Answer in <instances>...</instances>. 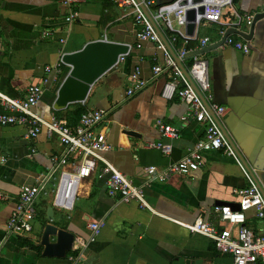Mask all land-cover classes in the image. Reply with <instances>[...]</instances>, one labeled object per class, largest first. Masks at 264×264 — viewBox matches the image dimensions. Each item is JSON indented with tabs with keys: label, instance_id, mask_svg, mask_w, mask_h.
I'll return each instance as SVG.
<instances>
[{
	"label": "crops",
	"instance_id": "1",
	"mask_svg": "<svg viewBox=\"0 0 264 264\" xmlns=\"http://www.w3.org/2000/svg\"><path fill=\"white\" fill-rule=\"evenodd\" d=\"M155 1L163 5L174 0ZM78 10L79 17L67 23L68 9L61 0H0V90L21 98L29 85L41 84L48 77L36 110L45 119L59 112L58 117L69 125L78 123L82 107L104 109L106 115L96 129L107 130L111 148L102 152V157L137 185H143L146 167L162 169L181 159L205 136L207 125L193 119L178 137L163 136L157 120L178 127L187 112V105L178 96L171 100L162 96L168 74L164 71L155 75L153 66L163 64V50L151 40L136 46V32L141 25L131 8L112 0H82ZM263 11L264 0H236L224 9L220 24L202 22L197 35L209 36L208 45L218 43L224 36L220 27L227 31L240 17L254 18ZM236 26L246 32L253 27L246 19ZM253 28L249 40L237 33L231 35L248 43L249 53L224 43L203 55L209 62L213 100L226 108L221 122L264 190V18ZM45 31L51 34L44 36ZM104 37L131 44L126 60L92 86L85 102L54 109L58 88L70 67L64 65L63 72L56 75L54 71L46 72V66L60 62L63 52L78 50L88 41ZM197 45L191 43L192 48ZM172 47L177 51L181 43ZM190 61L188 58L186 63ZM136 66L147 84L129 96V74ZM3 110L0 105V112ZM127 130L139 135H130ZM159 141L173 145L170 155L150 146ZM63 149L58 137H48L45 130L32 139L26 136L25 127H0V264H68L71 250L65 257L45 256L36 236L50 222L49 206L54 209L53 223L73 232L76 242L88 238L90 222H104L97 239L85 248L82 264H172L180 257L186 264H196L197 260L203 264L233 263L232 254L218 251L210 238L178 223H191L203 215L219 224L214 216L216 206L238 207L239 197L234 190L248 187L249 181L238 162L223 149L205 151L204 165L188 175L174 174L167 181L155 180L147 186L146 197L155 212L110 194L102 160L79 184L73 208L57 206L54 198L58 177L62 169H76L80 157L74 156L38 194L32 232L8 234L6 224L22 187L37 184L50 170L52 155L61 154ZM246 225L259 234L264 219L251 209L246 214ZM52 240L56 241V236ZM255 264L263 263L259 260Z\"/></svg>",
	"mask_w": 264,
	"mask_h": 264
},
{
	"label": "built area",
	"instance_id": "2",
	"mask_svg": "<svg viewBox=\"0 0 264 264\" xmlns=\"http://www.w3.org/2000/svg\"><path fill=\"white\" fill-rule=\"evenodd\" d=\"M81 1L61 0L62 4L68 9L65 15L67 23H72L79 17L78 5ZM234 1L201 0L193 3V0H187L184 3V0H174L171 3L158 6L155 0H112L113 3L119 6L131 8L136 21L141 25V28L136 32L137 47L142 46V41L151 40L157 42L159 48L163 50L165 56L163 64L156 63L153 66L155 75H159L164 71L168 74L162 96L168 100L178 96L187 105V112L182 116L180 126L176 127L157 120L156 123L162 135L169 138L178 137L181 129L193 119L207 125L205 136L181 159L162 169H158L155 165L146 167L147 178L143 185H137L116 166L102 157V152L111 148L107 140V130L104 128L96 129L106 115L104 109H87L81 114L77 124L69 125L65 119L57 115L45 119L36 110L42 98L44 84L48 82V77L44 78L41 84L29 85L25 95L21 98L11 97L0 90V105L4 109L0 112V127L9 125L25 127L26 136L32 139H36L45 130L48 137L57 136L64 146L61 154L52 155L50 170L37 184L22 187L16 206L6 224L8 234L32 232L33 220L37 215L35 202L38 194L46 188L51 179L55 178L60 169L70 163L71 158L74 156L75 158L80 157L76 169L74 171L62 169L58 177L54 198L57 206L64 209L73 208L79 184L84 178L91 176L97 167L98 161L102 160L104 163L102 174L106 176V186L110 194L119 196L124 202L136 201L140 207L155 212L146 197L145 188L147 186L155 180L167 181L174 174L188 175L204 165L205 151L223 149L238 162L249 181L248 187L234 190V193L239 197L241 208L234 210L228 205L216 206L214 216L219 224L203 215H199L191 223L181 221H178V223L193 233H199L210 238L218 251L232 254V264H255L259 260L264 264V228L261 233L256 234L246 225V214L251 209H254L256 214L264 219V194L237 156L234 147L226 138L225 132L219 123V119L221 120L226 108L213 100L208 59L203 54L188 57L190 52L206 47L211 42V38L209 36L199 38L197 31L194 36H189L184 31L189 8L198 10L199 7H202V12L197 13L196 22L198 27L202 22L220 24L224 8L232 6ZM143 6L163 32L166 29L172 33L171 40L168 39L172 46L178 42L181 43V47L175 51L202 95L196 91L166 48ZM243 19H246L248 24H252L253 17L248 15L240 17L239 22L231 27L238 28L236 25L241 24ZM225 33V28L220 27V34ZM50 34V31L44 32V36ZM61 41L64 42V40ZM192 42H198L197 47L189 48L188 46ZM225 44L242 50L244 53L250 52L248 43L231 35L227 37ZM128 54L120 55L119 63L125 61ZM188 58L191 61L186 63ZM64 65L60 61L53 66H46L45 70L48 73L54 71L56 75H59L63 72ZM129 80L130 85L127 89L129 96L142 90L147 84V81L141 75L139 66H136L129 74ZM206 102L209 103L210 107ZM150 146L161 150L166 155H170L173 151V145L169 142L159 141L151 143ZM0 196H2L1 192ZM225 223H228L229 226ZM88 226L90 229L88 238H81L78 242L75 240L68 256V264H82L85 248L97 239L104 222L102 220L92 221ZM234 228H237L236 232Z\"/></svg>",
	"mask_w": 264,
	"mask_h": 264
},
{
	"label": "water",
	"instance_id": "3",
	"mask_svg": "<svg viewBox=\"0 0 264 264\" xmlns=\"http://www.w3.org/2000/svg\"><path fill=\"white\" fill-rule=\"evenodd\" d=\"M201 0H193V3L200 2ZM187 0H184L186 3ZM143 9L147 16L150 18L151 22L153 23L157 33L159 34L160 38L162 39L163 43L165 44L168 51L171 53L173 58L176 60L178 66L182 69L183 73L187 77V79L191 82L194 86L196 91L200 94L198 87L196 86L195 82L193 81L189 71L187 70L184 63L179 59L176 51L170 44L168 38L166 37L165 33L161 29V27L157 24V22L153 19L150 15L148 10L143 6ZM202 12V7H199L197 10L196 8H189L187 10V23L185 26L186 34L189 36H194L198 24L196 22L197 13ZM264 18V11L257 13L252 21V26L254 27L255 23L259 20ZM242 23V22H241ZM250 30V32L243 31L236 27L229 28L223 36V39L215 44L208 45L198 51L190 52L188 57H192L195 54H204L210 50H213L225 43V40L228 36L232 35L233 33H237L241 35L244 39H251L254 28ZM131 49V44L128 42H121L116 40H109L107 38H99L95 40H90L84 44V46L78 50L74 51H67L63 52L61 55V61L70 67V70L66 77L62 80L56 98L53 103V108L56 110H63L67 108L70 104L78 103V102H85L88 98V95L92 89V86L107 72L111 69L116 67L119 64V57L123 54H128ZM202 95V94H201ZM208 107H210L209 103L206 102ZM219 123L225 132V136L231 145L234 147L235 152L247 171L251 173L254 180L258 184L259 188L263 190L262 185L260 184L257 177L251 171L249 166L246 164L242 154L236 147L234 141L232 140L231 136L226 131L225 127L223 126L221 120L219 119ZM130 135L137 136L139 135L134 130H127ZM264 194V192H263ZM228 205L229 204H224ZM241 208L240 203L238 207L234 210H239ZM47 218L50 221L45 225L43 230L36 233V236L40 238V243L44 247L43 255L45 256H55V257H65L68 251L72 250L73 245L75 243L76 236L73 232L58 227L53 223L54 220V209L52 206H49ZM56 236V241L52 240V237ZM172 264H186L185 258H177L175 259ZM196 264H203L201 260H197Z\"/></svg>",
	"mask_w": 264,
	"mask_h": 264
},
{
	"label": "trees",
	"instance_id": "4",
	"mask_svg": "<svg viewBox=\"0 0 264 264\" xmlns=\"http://www.w3.org/2000/svg\"><path fill=\"white\" fill-rule=\"evenodd\" d=\"M235 1H236V0H235ZM160 5H161V4H158V6H160ZM164 33H165L166 37H167L169 40H171L172 33H171L169 30H166V29H164ZM175 45H176V44H175ZM175 45H174V46H175ZM188 47L191 48V43L189 44ZM84 111H85V108H84V107L80 108V114H79V116H81V114H82ZM58 113H59V112H58ZM58 113H57V116H59Z\"/></svg>",
	"mask_w": 264,
	"mask_h": 264
},
{
	"label": "rangeland",
	"instance_id": "5",
	"mask_svg": "<svg viewBox=\"0 0 264 264\" xmlns=\"http://www.w3.org/2000/svg\"><path fill=\"white\" fill-rule=\"evenodd\" d=\"M225 8H226V7H225ZM225 8H224V9H225ZM223 12H224V11H223Z\"/></svg>",
	"mask_w": 264,
	"mask_h": 264
}]
</instances>
